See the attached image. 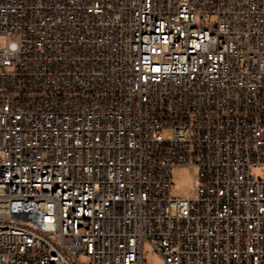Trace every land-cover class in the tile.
Masks as SVG:
<instances>
[{"label": "built area", "instance_id": "1", "mask_svg": "<svg viewBox=\"0 0 264 264\" xmlns=\"http://www.w3.org/2000/svg\"><path fill=\"white\" fill-rule=\"evenodd\" d=\"M0 34V264H264V0H0Z\"/></svg>", "mask_w": 264, "mask_h": 264}, {"label": "rangeland", "instance_id": "2", "mask_svg": "<svg viewBox=\"0 0 264 264\" xmlns=\"http://www.w3.org/2000/svg\"><path fill=\"white\" fill-rule=\"evenodd\" d=\"M13 38L0 34V49L6 48L9 41ZM1 70V68H0ZM167 131L164 132V135ZM254 172L257 175H262L263 171L260 168H255ZM193 174L191 169L186 166H176L171 170L172 181V196L175 198L189 197L193 192ZM145 258L148 264H164L162 258L150 247L149 244H145Z\"/></svg>", "mask_w": 264, "mask_h": 264}]
</instances>
